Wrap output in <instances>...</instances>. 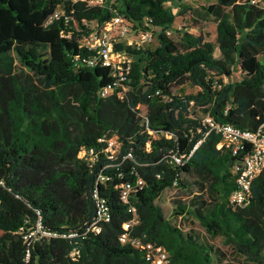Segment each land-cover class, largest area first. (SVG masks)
<instances>
[{
	"label": "trees",
	"instance_id": "trees-1",
	"mask_svg": "<svg viewBox=\"0 0 264 264\" xmlns=\"http://www.w3.org/2000/svg\"><path fill=\"white\" fill-rule=\"evenodd\" d=\"M164 2L0 0V264H149L144 247L120 242L123 232L141 245L162 246L172 263L215 264L225 252L172 224L157 204L174 181L187 187V173L197 176L200 193L188 204L176 201L171 215L188 212L211 237L223 236L236 254L264 264V169L243 205L228 201L249 144L232 155L217 148L218 134L209 133L186 164L166 162L202 138L206 128L196 111L264 130V7L215 0L205 8L216 23L215 57L214 43L202 32L184 31L178 40L166 35L175 15ZM114 12L136 28L145 18L159 28L153 50L115 45L134 56L123 98L99 94L112 83L111 70L98 60L88 65L93 52L79 46L90 32L84 20L102 24ZM235 68L240 79L231 80ZM185 83L196 91L173 92ZM112 137L120 145L115 155L108 150ZM127 152L131 159L124 158ZM138 179L143 185L124 202L122 186ZM97 200L110 215L99 232L90 229ZM35 209L45 228L76 234L27 247L20 227L34 223Z\"/></svg>",
	"mask_w": 264,
	"mask_h": 264
},
{
	"label": "built area",
	"instance_id": "built-area-1",
	"mask_svg": "<svg viewBox=\"0 0 264 264\" xmlns=\"http://www.w3.org/2000/svg\"><path fill=\"white\" fill-rule=\"evenodd\" d=\"M72 1H81L87 6H101L105 5L108 0ZM57 14H59V11L55 12V15ZM83 23L89 28L90 32L81 35L79 46L93 52L86 60L87 64L93 66L94 61L98 60L101 65L111 70V76L113 77L112 83L109 86L101 88L99 94L106 96L115 93L119 98H123L125 92L129 89L128 83L130 81L132 61L124 59L125 55L122 50H115V45L121 44L126 36L135 31L140 33V37L143 39L151 38L153 33L159 30V28L150 25L147 18L143 21V27L136 28L133 22L118 12H114L111 18L102 24H98L94 20H84ZM165 33L169 36L170 30L167 29ZM158 93L159 91H156V94ZM200 123L206 128L202 138L198 139L189 151L171 153L167 156L166 162L171 166L186 164L192 157L193 152L209 133L218 134L220 141L217 144V148L229 151L232 155L236 154L242 148V144L248 143L250 150L243 157L242 168L236 174L235 189L231 192L228 199L232 206L243 205L250 196L252 181L264 169V130L261 128L257 130L241 129L231 123L217 122L208 114L200 116ZM117 144L115 137L110 138L108 140V150L110 151L112 148H115ZM91 153L92 150L89 151V154ZM79 155L86 157V151L82 149ZM124 158L131 159L132 154L127 152ZM88 160L92 161L93 157L88 158ZM100 178L104 179L103 176H100ZM142 185L143 181L140 179L134 184H124L121 190V199L126 202L129 194L137 188H141ZM172 187H178V183L174 181ZM108 211L107 204L103 200H97L95 216L90 224L91 230L99 232L101 223L109 221L110 215ZM132 211L135 212V208H132ZM35 212L38 216L40 215L39 210L35 209ZM134 216L130 221L123 223L125 230H128L131 224L136 221L137 215L134 214ZM20 234L22 235L24 243L29 247L33 243L40 242L46 238L49 239L59 236L72 237L76 233L70 232L66 235L49 230L43 226L41 217L39 216L34 223L29 224L26 228L20 227ZM120 242H130L144 247L146 250L145 259L149 264H175L171 262L168 252L160 245H155L152 242H146L144 245H141L137 238H129L127 232H123L120 235Z\"/></svg>",
	"mask_w": 264,
	"mask_h": 264
},
{
	"label": "rangeland",
	"instance_id": "rangeland-1",
	"mask_svg": "<svg viewBox=\"0 0 264 264\" xmlns=\"http://www.w3.org/2000/svg\"><path fill=\"white\" fill-rule=\"evenodd\" d=\"M257 2L264 7V0H252ZM215 2V0H165L164 5L171 9L172 13L175 15L174 22L170 26V37L172 39L178 40L184 31H188L193 34H198L202 32L205 34V39L211 41L215 45L214 55L215 57H220V53L216 47L215 37V19L212 15L206 13V7ZM159 30L155 31L151 38L143 39L140 37V33L134 32L126 36L125 40L121 43L124 46H131L137 49H151L153 50L158 44V34ZM125 55L124 59L130 61L134 60V56L122 50ZM231 80L240 79V73L235 68ZM196 87L192 86L190 83H185L182 86H176L173 88L174 93H190L195 92ZM141 113H146V107L141 106ZM196 114L202 116L201 111H196ZM119 143L115 148L110 150V153L115 155L119 151ZM235 167H232V171ZM197 179L195 174L187 173L183 174V180L186 182L187 187H171L162 192V194L157 199V204L161 207L165 217L171 221L172 224L180 227L184 232H188L192 229L201 240L209 241L215 247L220 248L225 252V257L221 260L215 259V264H256L246 260L243 256L236 254L233 247L224 241L223 236L211 237L204 229V227L199 223V221L190 215L188 212H184L182 215L172 216L171 212L176 205V201L188 204L191 199H193L197 194L200 193L198 186L194 183ZM209 181H206V186ZM202 196L209 197L208 190H203Z\"/></svg>",
	"mask_w": 264,
	"mask_h": 264
}]
</instances>
